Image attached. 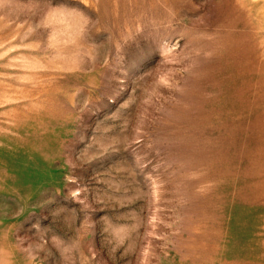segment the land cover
Returning a JSON list of instances; mask_svg holds the SVG:
<instances>
[{
    "label": "rangeland",
    "instance_id": "rangeland-1",
    "mask_svg": "<svg viewBox=\"0 0 264 264\" xmlns=\"http://www.w3.org/2000/svg\"><path fill=\"white\" fill-rule=\"evenodd\" d=\"M0 264H264V0H0Z\"/></svg>",
    "mask_w": 264,
    "mask_h": 264
}]
</instances>
